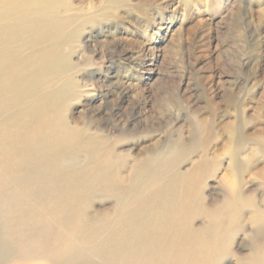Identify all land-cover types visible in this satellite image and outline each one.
I'll return each instance as SVG.
<instances>
[{
    "label": "rangeland",
    "instance_id": "rangeland-1",
    "mask_svg": "<svg viewBox=\"0 0 264 264\" xmlns=\"http://www.w3.org/2000/svg\"><path fill=\"white\" fill-rule=\"evenodd\" d=\"M1 246L264 264V0H0Z\"/></svg>",
    "mask_w": 264,
    "mask_h": 264
},
{
    "label": "bare ground",
    "instance_id": "bare-ground-1",
    "mask_svg": "<svg viewBox=\"0 0 264 264\" xmlns=\"http://www.w3.org/2000/svg\"><path fill=\"white\" fill-rule=\"evenodd\" d=\"M41 133V132H40ZM47 139V138H46ZM57 144H55V146H56ZM33 146V145H32ZM31 146V147H32ZM43 146V145H42ZM44 148V147H43ZM50 149V148H49ZM47 150V149H46ZM51 151V150H50ZM49 151V152H50ZM48 152V153H49ZM25 154V153H24ZM34 159V158H33ZM36 160V159H35ZM34 167V166H33ZM15 173V172H14ZM67 174V173H66ZM20 183V182H19ZM23 186V185H22ZM188 186V185H187ZM62 189V188H61ZM46 190V189H45ZM70 190V189H69ZM188 190V189H187ZM189 193V192H188ZM4 217V216H3ZM132 220H134V219H132ZM137 221V220H136ZM44 222V221H43ZM137 223V222H136ZM70 225V224H69ZM135 227V226H134ZM134 227H132V228H134ZM179 231V230H178ZM130 233H131V231H130ZM180 233H183V232H180ZM159 234V233H158ZM124 235V234H123ZM156 235V234H155ZM157 236V235H156ZM160 237V236H159ZM13 238V237H12ZM172 238V237H171ZM108 240V239H107ZM5 241V240H4ZM106 241V240H105ZM131 241V240H130ZM121 242V241H120ZM105 243V242H104ZM63 244V243H62ZM67 245H68V242L66 243ZM21 245V244H20ZM172 245V244H171ZM9 246V245H8ZM71 246V245H70ZM202 246V245H201ZM69 247V246H68ZM198 247V246H197ZM11 248H12V246H11ZM71 248H72V246H71ZM124 248V247H123ZM159 248V247H158ZM202 248V247H201ZM13 249V248H12ZM99 249V248H98ZM110 249V248H109ZM45 250V249H44ZM69 250H70V248H69ZM114 250V249H113ZM112 249H110L109 251H108V253L107 254H105V252H98L97 254H96V260L94 261V262H90V261H87L86 262V260L84 259V260H71V259H69L68 257H66V256H64V255H61V256H59V257H57V259L56 260H53V261H51V263L52 264H127V262H124V261H122V259L124 258H122L121 257V255H119V252H117V251H113ZM127 250V249H126ZM165 250H167V249H165ZM182 250V249H181ZM105 251V250H104ZM129 251V250H128ZM64 252V251H63ZM65 252H67L66 250H65ZM77 252V251H76ZM91 252H93V251H91ZM121 252V251H120ZM170 252V251H169ZM9 250H8V248H3L2 246H1V249H0V260L2 259V257H4V256H6V254L7 255H9ZM125 253V252H124ZM123 253V254H124ZM160 253V252H159ZM18 254V253H17ZM164 254V253H163ZM60 255V254H59ZM126 255V254H125ZM174 255V254H173ZM14 256V255H13ZM20 256V255H19ZM18 256V257H19ZM55 256H57V255H55ZM77 256V255H76ZM12 257V256H11ZM15 257V256H14ZM127 257V256H126ZM139 257H141V256H139ZM154 257V256H153ZM122 258V259H121ZM162 258V257H161ZM9 259H11V258H9ZM53 259V258H52ZM125 259V258H124ZM150 259H151V257H150ZM157 259V258H156ZM129 261V260H128ZM136 261L137 260H135V261H133V262H135L136 263ZM151 262V261H150ZM158 263V262H157Z\"/></svg>",
    "mask_w": 264,
    "mask_h": 264
}]
</instances>
